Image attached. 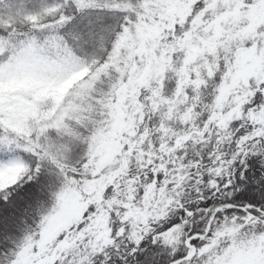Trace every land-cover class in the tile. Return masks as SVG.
<instances>
[{
    "label": "snow or ice",
    "instance_id": "6c2138e0",
    "mask_svg": "<svg viewBox=\"0 0 264 264\" xmlns=\"http://www.w3.org/2000/svg\"><path fill=\"white\" fill-rule=\"evenodd\" d=\"M0 264H264V0H0Z\"/></svg>",
    "mask_w": 264,
    "mask_h": 264
}]
</instances>
